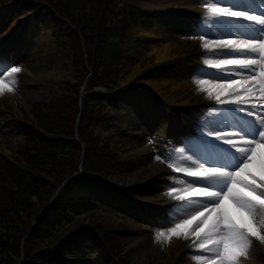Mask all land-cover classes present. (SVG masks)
<instances>
[{"label":"rangeland","instance_id":"1","mask_svg":"<svg viewBox=\"0 0 264 264\" xmlns=\"http://www.w3.org/2000/svg\"><path fill=\"white\" fill-rule=\"evenodd\" d=\"M116 1L119 2L118 5L139 6L149 13L150 21L144 23L147 29L140 28V25L134 27L130 39L128 38L123 43L127 55H134L133 60L131 62L123 60L115 65L116 72L113 81L116 84L112 85V89L107 92H110L112 98L117 100V108L102 107L103 122L113 125V130L106 132L104 128L95 129L94 127L92 132L97 138L110 137L112 141L117 142V148L121 152L119 154L134 160L137 165L136 172L140 173L141 177H136L138 174L135 172L123 177L112 175L108 179L111 181L108 182L110 186L131 191L132 187L140 183L146 181L152 183L163 179L169 169L168 162L179 160L181 156H192L191 152H180L179 150L185 148L189 141L196 140L195 134L200 135L208 109L213 108L212 103L216 104L215 100L209 99L205 92L199 90L194 78L212 79L219 76L217 71L205 69L207 65L203 63L204 59L220 57L208 53L202 47L200 37L204 36L209 40L219 37L211 34L216 29L217 23L213 25L211 22H206L204 16L206 9L202 0H112L111 3L114 4ZM187 5L194 7L188 9ZM18 9L12 0H0V64H4L7 72L11 71V66H19L22 69L19 74H16L18 79L15 91L11 95L10 93L0 95V164L3 167L9 163L16 166L23 164L19 157L20 150L27 145L25 136L27 130L19 126V123L30 121L32 112L40 104H61V98L68 88L67 83L73 81L76 84L77 82L73 80L75 71L71 61L72 54L67 49L69 43L66 42V34L70 31V25L62 18H59L57 22L51 21L46 9L22 15L19 14ZM192 16H196L194 20ZM197 19L202 22H197ZM33 22L37 23L38 29L44 23L52 25L54 29L52 33L43 30L45 35L39 38L37 33L30 29ZM100 25L101 20L97 15L94 18V32L96 28L100 29ZM230 27L232 26L227 29ZM174 41L179 44L172 50L173 56H178L172 61L167 49ZM23 46H26L27 54L21 57L20 52L23 51ZM97 47L98 43H95L94 48L92 45L89 49V67H96L99 63L98 58L93 57ZM2 48L4 49L1 50ZM44 49L54 52L59 70L51 73V69L46 67L44 70L30 73L27 67L28 61L33 60V65L37 63L38 69L40 65L44 66L41 64L46 58L41 52ZM39 53L40 57L36 59ZM2 55H7V58L4 59ZM46 61L48 63L47 58ZM111 67L113 68V65ZM0 70L3 69L0 68ZM7 72L3 77L6 80L8 79ZM127 83L141 85V89L133 91L132 88L135 86H132L126 92H119V88ZM183 83L191 85L188 89H183L184 87H181ZM34 88H40L41 94L34 93ZM95 91L106 92L104 88H96ZM198 101H206L209 106L188 108L184 107L186 104H182ZM221 107L216 104L215 108L220 109ZM79 115L80 112L76 109L70 115V118L74 119L75 130H78L80 126L77 120L75 121ZM78 154L81 156L77 169L79 172L83 153ZM157 155H160L162 159L165 157L167 159L162 163L161 160L155 159ZM66 158H71V156ZM194 161L193 156L192 161L187 163L191 164ZM181 163L185 162L181 161ZM36 174L38 177L44 175L38 171ZM172 185L183 186L179 181L164 184L161 188L151 189L152 192L157 193L154 197L138 195L126 201L136 208L141 204L161 208L165 203L171 204L172 208L175 204L181 203L168 196V190ZM54 191V187H50L48 191L42 192V203H39L37 198L30 200L29 208L31 206L35 208L26 220L27 225L23 231L25 236L22 239L19 256L20 262L23 260V255L28 253L24 248V240L40 225L42 227L48 225L43 205L51 203L53 196L56 195ZM197 207L199 206L179 207L169 218V223L163 227L147 225L142 222L139 215H136V212L133 215L120 209L105 210L100 207H95L90 213L75 220L82 222L81 225L97 224L105 231L110 230V234L117 237L114 242L123 250L124 257H127L129 264H197L194 256L201 253L193 245L190 246L195 238H190L191 241L173 238L170 243L158 242L155 239L158 231L167 230L170 223H179L180 218H187ZM128 211L133 210L128 209ZM85 256L88 264L95 263V250L91 245L85 249ZM245 260L249 261L247 264H264V243L262 245L252 243L247 258L242 257L240 264H245Z\"/></svg>","mask_w":264,"mask_h":264},{"label":"trees","instance_id":"2","mask_svg":"<svg viewBox=\"0 0 264 264\" xmlns=\"http://www.w3.org/2000/svg\"><path fill=\"white\" fill-rule=\"evenodd\" d=\"M39 1L45 3L43 7H50L54 19L60 15L73 27L68 37L75 77L82 80L91 73L88 89H112L115 65L122 60H132L126 56L120 43L129 30V22L134 21L133 13L116 12L112 0ZM18 2L22 3V11L34 10L38 6L36 0ZM97 15L101 25L94 32V18ZM95 43H98V47L93 57H97L99 63L96 67H89V49L92 45L94 48ZM67 86L61 104H40L33 111L35 120H31L29 125H20L27 130V145L20 151V160L25 165H0L11 180L8 184L4 179L0 180V264H85L84 252L88 245L96 249V264H129L127 257H123V250L114 242L117 237L111 235L110 231L97 224L93 228L81 225L82 222H75L74 219L95 207H106L108 204L133 209L121 194L101 181L112 175L134 172L135 162L123 158L113 147L115 143L110 137L97 138L92 132L99 125L106 131L110 130L109 125L101 124L102 108L99 103L115 107L116 101L107 95L89 93L79 109V83H67ZM75 109L80 112L75 119L80 124L78 130L74 128L73 117L70 118ZM80 152H84L82 167L85 174L70 180L53 202L43 205L49 226L40 225L28 235L24 240L28 253L23 255L20 262L26 220L35 208H29L30 200L35 197L42 203V192L50 187L57 191L66 178L78 173ZM68 156L71 158H66ZM37 171L44 175L38 177ZM150 187H137L133 193L145 195ZM114 257H118L117 261H114Z\"/></svg>","mask_w":264,"mask_h":264},{"label":"snow or ice","instance_id":"3","mask_svg":"<svg viewBox=\"0 0 264 264\" xmlns=\"http://www.w3.org/2000/svg\"><path fill=\"white\" fill-rule=\"evenodd\" d=\"M202 2L206 22L215 25L229 18L253 34L200 37L202 47L220 57L203 60L219 76L194 82L222 107L208 109L198 139L179 150L192 156L167 164L192 178L180 180L182 187L172 185L168 196L186 207H199L158 231L155 239L170 243L173 238L194 237L193 246L201 253L194 256L197 264H240L253 238L264 243V0H247L243 6L241 0ZM21 71L19 66L0 70V95L15 91ZM5 72L7 80L2 78ZM193 156L195 161L188 164ZM155 159L163 163L167 157Z\"/></svg>","mask_w":264,"mask_h":264},{"label":"bare ground","instance_id":"4","mask_svg":"<svg viewBox=\"0 0 264 264\" xmlns=\"http://www.w3.org/2000/svg\"><path fill=\"white\" fill-rule=\"evenodd\" d=\"M193 5H187V8L189 9L190 7H192ZM194 7V6H193ZM36 24L37 23H32L31 24V30H32V32H36L37 33V35L39 36V38H43L44 37V31L43 30H47V32L48 33H52L51 31L54 29V28H52V25H48L47 23H44V24H41V26H40V28L38 29L37 27H36ZM178 26V25H177ZM177 44H179L177 41H174L170 46H169V48L167 49V51L168 52H170V59H172V61L173 60H175L176 58H177V56L178 55H175V56H173L174 54H173V52H172V50L175 48V46L177 45ZM39 49H41V47L40 46H37ZM23 51L22 52H20V55H21V57L22 56H26V54H27V50H26V46H23ZM49 50V49H48ZM47 49H44L43 51H41L42 53H43V57H46L47 59H48V63H47V61H46V58H45V60L43 59V61L44 62H41V64L42 65H44L43 67H41V65L39 66V69H38V65H37V63L36 64H34L33 65V60L31 61H28L27 62V67H28V69H29V72L30 73H33V71L35 72V71H41V70H44L46 67H48V69H51V73H53L54 71H58L59 70V68H58V65H56L57 64V60L54 58V52H52V51H48ZM19 55V56H20ZM40 57V53L38 54V56H36V59H38ZM56 57V56H55ZM28 60V59H27ZM26 60V61H27ZM50 61H51V63H50ZM59 63V62H58ZM37 65V67H35ZM38 69V70H37ZM53 71V72H52ZM50 73V74H51ZM186 83V82H185ZM184 85V86H183ZM189 85V86H188ZM190 83L189 84H182V86L181 87H184L183 89H188L189 87H190ZM33 86V85H32ZM38 90V91H37ZM40 88L38 89V88H34V93H38V94H41L40 93ZM42 90H45V88H42ZM37 91V92H36ZM152 91H154V90H152ZM12 93H10V95H11ZM31 95H33V93L31 94ZM18 102H20V100L18 101ZM182 104H187V103H182ZM136 177H141V175H140V173H138V175L136 176ZM136 179H138V178H136ZM152 212H157V211H159V209H157V208H151L150 209ZM194 238V237H193ZM192 238V239H193ZM189 241H191V239H189ZM181 246L183 245V243H182V241H181Z\"/></svg>","mask_w":264,"mask_h":264}]
</instances>
